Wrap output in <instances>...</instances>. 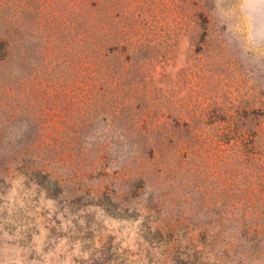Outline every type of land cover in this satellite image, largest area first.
Listing matches in <instances>:
<instances>
[{
  "label": "rangeland",
  "instance_id": "rangeland-1",
  "mask_svg": "<svg viewBox=\"0 0 264 264\" xmlns=\"http://www.w3.org/2000/svg\"><path fill=\"white\" fill-rule=\"evenodd\" d=\"M0 264H264V0H0Z\"/></svg>",
  "mask_w": 264,
  "mask_h": 264
},
{
  "label": "trees",
  "instance_id": "trees-1",
  "mask_svg": "<svg viewBox=\"0 0 264 264\" xmlns=\"http://www.w3.org/2000/svg\"><path fill=\"white\" fill-rule=\"evenodd\" d=\"M8 52L7 40L4 38V33L0 30V67L4 65L3 59L7 57Z\"/></svg>",
  "mask_w": 264,
  "mask_h": 264
}]
</instances>
